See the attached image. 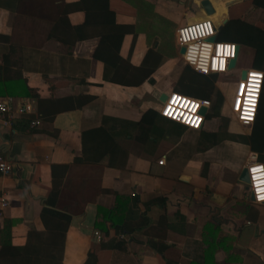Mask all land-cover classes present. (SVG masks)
<instances>
[{"label":"crops","instance_id":"0c3cea01","mask_svg":"<svg viewBox=\"0 0 264 264\" xmlns=\"http://www.w3.org/2000/svg\"><path fill=\"white\" fill-rule=\"evenodd\" d=\"M202 1L110 0L116 24L126 30L119 51L123 66L133 73L132 81L145 78L138 85H123L105 77H112L119 67L106 69L94 57L99 37L75 41L73 28L85 22V14L75 9L79 0H0V66L6 71L0 78V98L14 102L9 116L0 115V158L13 166L9 175L0 174V225L6 219L13 221L12 248L0 247V264L21 263L15 255L27 245L29 232L46 231L41 220L43 198L53 186V167L61 166H69L62 178L56 171L62 195L77 194L85 206L82 216L72 218L61 243V264H163L150 247L135 241L150 238L166 245L164 258L171 264H264V203H254L240 180L243 169L258 158L240 137H248L252 127H243L234 116L235 86L226 84L225 76L216 82V87L220 81L227 86L221 90L224 103L219 107V96L214 94L209 114L213 119L222 111L233 119L238 129L224 130L228 135L236 131V140L208 146L204 134L224 131L208 128L210 119L201 130L160 124L156 144L141 135L136 140L132 128L134 139L122 133L121 152L110 160L75 164L82 156V132L101 127L103 118L153 120L162 94H186L181 82L188 65L177 43L181 26L216 16L221 3L228 22L242 19L264 26V9L254 7L252 0H208L212 15L206 14ZM222 17L220 11L218 19ZM34 94L50 105L66 98L92 100L57 113L51 122L40 119L38 126L25 128L23 119L38 112ZM23 105L32 108L27 115L19 112ZM260 111L264 117V92ZM117 195L138 196L141 202L165 197L171 227L162 231L158 220L163 211L151 207L150 224L142 226L138 218L132 222V227L141 228L135 239L119 238L127 242L125 250L103 247L113 238L103 236L101 242L94 238L98 207L112 210Z\"/></svg>","mask_w":264,"mask_h":264},{"label":"trees","instance_id":"16d2710c","mask_svg":"<svg viewBox=\"0 0 264 264\" xmlns=\"http://www.w3.org/2000/svg\"><path fill=\"white\" fill-rule=\"evenodd\" d=\"M251 4L256 8L264 9V0H252ZM74 7V6H73ZM75 9L82 11L85 14V22L83 25L74 27L73 31L76 34L75 41L84 40L92 36L100 38L99 45L94 53V57L105 64V68L112 67L119 70L115 71L112 77L105 75L107 79L123 85H138L140 81H132L129 77L132 72H128L123 66L125 62L120 56V47L126 30L116 24L115 12L111 9L110 0H79ZM218 40L223 42H233L243 47L250 48L255 51L252 67L264 72V26L260 27L247 23L242 19H231L226 23L221 30L218 31ZM4 67L0 66V78L4 74ZM137 70H134L136 73ZM190 72V73H189ZM192 73V74H191ZM192 75L202 80V84L195 90L182 80L181 84L188 91H185L187 96L211 100L214 94L219 96L216 91V82L220 79L219 75H201L194 71L190 66L185 69L183 79ZM187 75V76H186ZM6 77V75L4 76ZM191 78V76H190ZM7 81L10 78L6 77ZM193 81V79L191 78ZM188 86V87H187ZM29 92L32 90L27 88ZM192 91L193 93H190ZM217 93H216V92ZM33 92V91H32ZM264 92V88H263ZM30 95V94H29ZM31 96V95H30ZM32 98L36 99L38 104V112L35 117H25L21 123L23 127H30L33 120L44 119L51 122L57 113L78 109L85 103L92 100V97L81 98H66L57 101L54 104L41 101L37 94ZM262 100V97H261ZM261 101L255 123L252 126L251 134L248 137L240 136L241 141L248 144L253 152L258 156V161L264 160V117L261 115ZM153 120L147 116L141 123L128 122L124 120L103 118L101 127L85 130L82 132V156L75 160V164L98 165L112 158V154L118 151L121 152L118 144V139L125 134L127 139H134L132 128L136 132L135 139L138 140L139 135L144 136L146 140L156 144L158 141L157 132L160 129V124H173L174 127L184 131L186 127L172 122L159 113L152 112ZM212 114H208L207 119H211ZM15 122V121H13ZM125 129L124 131H122ZM129 129V130H127ZM208 146L218 144L224 139L236 140L233 135L222 132L206 133L203 135ZM146 143V142H145ZM69 166L53 167V186L49 194L43 198V210L41 212V220L46 228L44 233L30 231L28 234L27 245L24 248L18 249L15 255L21 258L19 264H61L63 247L61 243L65 240L67 229L71 220L75 216H82L85 213V206L81 204L77 194H72L67 198L62 195L64 189L58 181L56 171L61 172V178L67 172ZM69 193V191H67ZM77 197V198H76ZM167 199L163 196L155 197L148 202H141L138 196H133L131 199L127 197L116 196V204L112 210H105L98 207L97 220L95 222V230L103 234V236H112L111 244H102L103 247H109L117 250L126 249V241L119 240L121 236H133L141 228L132 227L133 221L138 218L142 226L148 225L151 219L147 215L151 207H158L163 211L158 220V224L163 225L162 231H166L171 226L166 221V206ZM141 204V205H140ZM140 206H143L144 212H140ZM13 221L4 220L3 225H0V247L2 249H11V228ZM141 226V227H142ZM147 232V231H146ZM135 239V236H133ZM150 247V249L158 255L163 264H171L164 258L165 244H161L159 240L153 238L145 241L137 240ZM93 257V253L89 257Z\"/></svg>","mask_w":264,"mask_h":264},{"label":"built area","instance_id":"2783aa9c","mask_svg":"<svg viewBox=\"0 0 264 264\" xmlns=\"http://www.w3.org/2000/svg\"><path fill=\"white\" fill-rule=\"evenodd\" d=\"M207 19L208 18L200 20V21H197V22H193V23H199V22H202V21L207 20ZM188 25L189 24H185V25L181 26L180 28L188 27ZM212 26H213L212 34H210L209 36H206V37L198 38V39L203 40V41H207V42H211L213 44V51L211 53V56H215V49H216V45L217 44L227 43L231 47L232 54L225 58V68H224V70H222V71L221 70L213 71L211 69V67H209V71L207 73H203V72H200V71L196 70L194 65L191 64V62H187L185 59L184 60H185V62H186V64L188 66H190L194 71H196L197 73H199L201 75H212V74H215V75H219V76H228V75H236L237 74L236 76H238V80H237L236 85H235V94H234L232 105H231L232 111H233L234 116L238 120V122L243 127H252L253 124L256 121L258 110H259V105H260V101H261V97H262V94H263L264 72L261 71V70H257L255 68H253L252 66H250L249 68H241V67H239L238 58H239L241 49L239 50V54L237 55V44L236 43L219 41L218 37H217L218 29L216 28L214 22H212ZM214 37L216 39L214 41H212L211 39L214 38ZM177 43H178V46L180 48H185V52L183 53V58H184L185 54L188 51V43H193V41H189L188 43L181 44L179 42V40H178V30H177ZM235 58H237V63H236V65H235V67L233 69H230V62L233 59H235ZM210 62H211V57H210ZM244 70L246 71V76H245L244 79H242L241 75H242V72ZM252 76H259L260 79H259L257 88L255 89V91L250 96V94L248 92V85H249L250 77H252ZM174 95L180 96L182 101L183 100H188L190 103L200 102V103H198L197 110H196V113H195V115L200 118L199 125L198 126H191L189 124L182 123L181 121H178V120H176V119H174L172 117H169V116H166V115H161L160 111H159V114L161 116H163L164 118H166V119H168V120H170L172 122H175L177 124H180V125L188 128V129L201 130L203 128L204 124L206 123L208 114L210 113V109L212 107L211 101L210 100L196 99V98H193V97H190V96L184 95L182 93H178V92H171V93H169L167 95L166 101L161 104V107H160L161 110L164 109V107L166 105H169V104L172 103V97ZM252 97L255 98V102L250 105L251 118L247 119V120L241 119V115L243 113L245 104H246L247 100H249ZM203 101H207L208 103L205 105L203 103ZM13 104H14V102H13L12 98H9V97L0 98V115L6 116V117L9 116L10 113L12 112ZM173 107H174V109H180L181 111H184V112L187 111L186 108L185 109H181L179 104H176ZM202 108H206L207 109V115L206 116H204L201 113V109ZM31 110H32V108L29 105H23V106H21L19 108V112L22 115H27L28 113L31 112ZM39 124H40L39 120H33L31 125H30V127H35V126H38ZM158 163L162 165L163 164V160H160ZM254 166H259L262 169H264V164L259 162L256 158H253L248 163V165L246 166L247 172H248V179H249V182L246 184L247 185V190H248V193L251 196V198H253L252 201L254 203L263 204L264 201H258L256 199L255 192L252 190V185H253L254 182H253V179H252L251 169ZM12 171H13L12 164H10L6 160L0 158V174L9 175ZM6 204H7L6 202H3V206H6ZM94 238H95L96 241L101 242V240L103 239V234L100 233L99 231H95L94 232Z\"/></svg>","mask_w":264,"mask_h":264},{"label":"clouds","instance_id":"9594fccd","mask_svg":"<svg viewBox=\"0 0 264 264\" xmlns=\"http://www.w3.org/2000/svg\"><path fill=\"white\" fill-rule=\"evenodd\" d=\"M199 3V0H197ZM219 10L224 13L226 18L227 9L223 3L219 6ZM220 11H218L216 16H211L207 20H204L199 23H189L188 27L178 29V40L181 44L188 43L193 41V43H188V51L184 56V59L187 62H191L194 65L195 69L207 73L209 67L213 71L224 70L225 68V58L232 54L231 47L227 43L217 44L215 49V56H211L213 51V44L211 42L203 41L198 38L206 37L212 34L213 26L212 22H217V24L222 23V20H219ZM211 57V62H210ZM259 76H252L249 80L248 92L251 94L255 91L258 86ZM255 102V98L252 97L247 100L241 119H250L251 118V108L250 105ZM198 103H190L188 100H181V97L174 95L172 97V103L166 105L164 109H158L161 112V115H166L172 117L182 123L189 124L191 126H198L200 123V118L195 115ZM206 105L208 102L203 101ZM179 104L181 109H187L186 112L181 111L180 109H174V105ZM253 185L252 190L256 194V199L258 201H264V169L259 166H254L251 169ZM186 179V178H185Z\"/></svg>","mask_w":264,"mask_h":264},{"label":"rangeland","instance_id":"374dc122","mask_svg":"<svg viewBox=\"0 0 264 264\" xmlns=\"http://www.w3.org/2000/svg\"><path fill=\"white\" fill-rule=\"evenodd\" d=\"M254 57H255V51L254 50H252L250 48H247V47H241V52H240V55H239V58H238L239 67H241V68H249L250 65H252V63H253ZM236 75L225 76L224 82H226V84L229 83L230 87H234L235 83H236L235 79L238 78V76H236ZM188 76H191L193 81H187L186 77L183 79V81H184V83L188 84L189 86H191L195 90L200 86V84L203 83L201 79H198V78H196V77H194L192 75H188ZM188 78L191 79L190 77H188ZM220 83H222V84H220L219 87L218 86L216 87V91L220 94V97H221V102H219V107H222V105L224 103V97H223V94H222L223 91L221 92V90H223L224 86L225 87H227V86H226V84H224L221 81H220ZM210 126L221 127V129H223V130L225 129L227 131H229V129L230 130L231 129L232 130L233 129H238V127L235 124L234 120L230 119L228 116H225L222 111H219L218 113H215L213 115V119L209 120L208 128H210ZM186 131H188V130H186ZM231 135H233L235 137L239 136V134L236 131H233Z\"/></svg>","mask_w":264,"mask_h":264},{"label":"water","instance_id":"95a60500","mask_svg":"<svg viewBox=\"0 0 264 264\" xmlns=\"http://www.w3.org/2000/svg\"><path fill=\"white\" fill-rule=\"evenodd\" d=\"M202 6H203V9L205 10L206 14L207 15H212L214 13V9L212 8L210 2L208 0H204L202 1ZM222 20V23H219L217 24V22L215 23V26L216 28L219 30H221L223 28V26L228 22L227 18H224L222 17L221 18ZM216 38H212L211 40L214 41ZM241 49V45L237 44V55L239 54V50ZM185 52V48H181V54H183ZM237 63V58L233 59L231 62H230V69H233L235 67ZM246 76V71L244 70L242 72V79H244ZM167 99V94H162L161 98H160V101L161 103L165 102ZM201 113L206 116L207 115V109L206 108H202L201 109ZM240 180L242 182H244L245 184H247L249 182V179H248V172H247V168H244L241 175H240ZM253 200V198H251Z\"/></svg>","mask_w":264,"mask_h":264}]
</instances>
